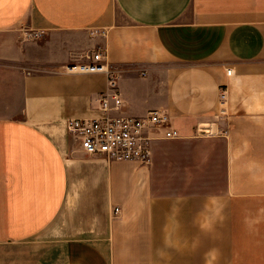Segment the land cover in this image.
Segmentation results:
<instances>
[{
  "label": "crops",
  "instance_id": "obj_1",
  "mask_svg": "<svg viewBox=\"0 0 264 264\" xmlns=\"http://www.w3.org/2000/svg\"><path fill=\"white\" fill-rule=\"evenodd\" d=\"M98 49L112 114L179 131L147 165L66 130L103 114L107 74L68 71ZM0 247L17 251L0 264H264V0H0Z\"/></svg>",
  "mask_w": 264,
  "mask_h": 264
},
{
  "label": "built area",
  "instance_id": "obj_2",
  "mask_svg": "<svg viewBox=\"0 0 264 264\" xmlns=\"http://www.w3.org/2000/svg\"><path fill=\"white\" fill-rule=\"evenodd\" d=\"M23 34L25 39H38L41 36L40 31L24 30ZM86 59L89 62L71 65L68 71L106 73L109 92L102 94L100 98L102 115L93 118H68L65 121L67 132L86 155L102 157L108 161L147 165L151 144L158 140L178 138L179 131L171 126L168 114L161 110H151L141 116L112 114L122 103L116 83L117 71L102 62L100 49L86 55Z\"/></svg>",
  "mask_w": 264,
  "mask_h": 264
},
{
  "label": "rangeland",
  "instance_id": "obj_3",
  "mask_svg": "<svg viewBox=\"0 0 264 264\" xmlns=\"http://www.w3.org/2000/svg\"><path fill=\"white\" fill-rule=\"evenodd\" d=\"M40 38H41V36H40ZM88 54H92V52H90V53H88ZM88 54H85L84 57L86 58V55H88ZM85 155H86V154H85ZM87 156H89V155H87ZM97 158H98V157H97ZM9 251H10V253H11V256H12L13 254L16 255V253H17L16 249H13V250H7V249H2V248L0 247V263H1V259H2V257H3L5 254H7Z\"/></svg>",
  "mask_w": 264,
  "mask_h": 264
}]
</instances>
